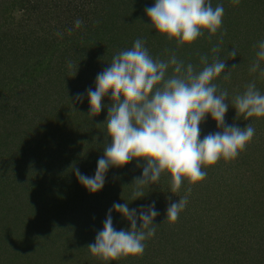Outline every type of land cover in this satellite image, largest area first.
Returning a JSON list of instances; mask_svg holds the SVG:
<instances>
[{
  "label": "trees",
  "instance_id": "obj_1",
  "mask_svg": "<svg viewBox=\"0 0 264 264\" xmlns=\"http://www.w3.org/2000/svg\"><path fill=\"white\" fill-rule=\"evenodd\" d=\"M154 3L0 0V264H264V117L245 120L232 107L249 83L264 94V76L250 72L264 40V0H211L214 8L224 7L222 28L211 37L205 30L184 46L147 26L145 9ZM77 19L83 21L80 28ZM138 38L153 59L175 55L197 72L204 55L209 63L214 55L226 60L225 71L240 66L238 73L231 69L230 79L221 73L214 83L228 91L226 125L251 123L255 135L236 159L202 167L207 175L201 182L190 186L185 179L172 194L170 175L164 174L133 200V181L142 175L144 161L140 167L133 160L109 168L104 187L95 193L78 181L74 169L94 176L111 142L105 121L110 94L91 118L86 90H95L97 75ZM218 44L219 53H212ZM232 49L234 59L228 56ZM260 66L264 69V61ZM78 93L82 102L74 100ZM200 128L201 139L221 131L210 115ZM186 194L185 209L169 223L167 207ZM153 201L158 226L144 241L143 255L105 262L90 253L87 246L103 230L114 203L139 210ZM111 215L117 231L131 227L121 213ZM141 223L137 220V227Z\"/></svg>",
  "mask_w": 264,
  "mask_h": 264
},
{
  "label": "clouds",
  "instance_id": "obj_2",
  "mask_svg": "<svg viewBox=\"0 0 264 264\" xmlns=\"http://www.w3.org/2000/svg\"><path fill=\"white\" fill-rule=\"evenodd\" d=\"M239 2L233 0L234 4ZM145 12L151 20V25L147 26L155 28L169 41L175 40L177 46H184L203 36L205 30L209 37L216 35L222 28L224 7L214 8L211 0H155ZM74 24L75 28H80L83 21L77 19ZM224 34L221 33L220 43ZM258 48L250 72L259 70L264 76L260 66L264 61V40L259 42ZM211 51L219 53V44ZM228 56L234 59L236 50L232 49ZM225 61L214 55L209 63L207 55L201 56L204 67L197 72L191 63L185 66L175 55L167 61L153 59L145 41L139 38L131 49L115 54L109 66L97 75L95 90H86L91 118L99 115L105 107L103 98L110 94L112 103L107 106L105 121L111 142L106 143L94 176L74 169L78 181L95 193L104 187L109 168L123 167L133 160H137V167H140L139 161H144L142 175L133 181L132 199L136 200L145 196L144 187L157 184L164 174L170 175V192L176 194L185 179L191 186L206 177L202 167L215 165L221 159L226 162L236 159L251 142L255 129L251 123L244 128L225 123L228 91L221 90L214 81L221 73H226L224 79H230L231 69L237 67L233 65L225 71ZM170 67L172 74L169 76ZM74 100L82 102L83 94H76ZM232 107L245 120L264 117V94L256 88L255 82L249 83L242 94L234 97ZM208 115L221 131L201 139L200 125ZM187 193H191V187ZM187 203V194L178 202L170 203L166 210L167 221L175 223ZM113 210L130 222L129 229L117 231L113 227ZM158 215L155 201L139 210L129 209L128 203H114L103 222V230L87 248L105 262L143 255L144 241L155 235L158 225L153 221ZM137 220L142 222L139 227Z\"/></svg>",
  "mask_w": 264,
  "mask_h": 264
},
{
  "label": "rangeland",
  "instance_id": "obj_3",
  "mask_svg": "<svg viewBox=\"0 0 264 264\" xmlns=\"http://www.w3.org/2000/svg\"><path fill=\"white\" fill-rule=\"evenodd\" d=\"M12 14L15 15L14 12ZM247 56L250 58V54L249 55L247 54ZM247 63H248V65H250V63H252V62L248 61ZM233 65H236V64H233ZM238 67H240V66L237 65V67H235L236 73H238V69H239Z\"/></svg>",
  "mask_w": 264,
  "mask_h": 264
}]
</instances>
